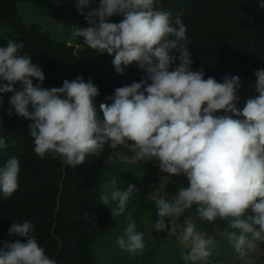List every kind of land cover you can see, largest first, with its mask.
<instances>
[{"label": "clouds", "instance_id": "9594fccd", "mask_svg": "<svg viewBox=\"0 0 264 264\" xmlns=\"http://www.w3.org/2000/svg\"><path fill=\"white\" fill-rule=\"evenodd\" d=\"M93 2L76 0L77 11L90 26H76L74 35L98 53L114 55L117 73L123 74L135 62L146 75L117 87L106 98L111 103H101L98 111L94 101L100 92L91 79L85 82L77 76L65 79L62 87L44 88L41 66L19 54L23 42L9 40L0 47V93H12L9 116L15 112L32 121L28 131L40 158L51 155L75 168L87 155L99 156L109 144L128 148L137 160L157 161L165 184L171 176L184 175L187 187L181 186L171 200L155 199L154 228L166 231L168 237L180 233L178 239L187 249L180 253L185 264H206L216 247L215 237L198 231L189 218L179 222L196 205L202 220H227L230 230L218 234L243 264H253L245 257L257 248V241L264 242V68L254 73L257 95L240 109L238 75H226L218 82L211 76L205 79L203 68L192 70L187 29L179 15L173 25L171 12L158 0H99L91 8ZM259 6L264 8V0ZM116 15L122 19L112 22ZM33 78L40 83L34 84ZM221 110L224 114L218 115ZM6 147L0 137V149ZM19 172L20 162L14 156L0 167V192L5 198L18 189ZM137 191L133 184L121 190L113 178L100 199L106 206L115 202L109 207L115 218L125 213ZM34 230L30 221L12 223L9 235L24 240L4 241L0 264H57L38 244ZM117 243L133 255L146 247L144 233L137 231L130 215Z\"/></svg>", "mask_w": 264, "mask_h": 264}, {"label": "trees", "instance_id": "16d2710c", "mask_svg": "<svg viewBox=\"0 0 264 264\" xmlns=\"http://www.w3.org/2000/svg\"><path fill=\"white\" fill-rule=\"evenodd\" d=\"M22 1L27 0H0V47H6L9 40L23 42L24 48L19 54L29 55L33 63L41 66L45 73L42 87H62L65 79L72 81L77 76H82L85 82L91 79L99 88L100 94L94 101L99 111L101 103H111L106 98L113 95L117 87L139 82L146 75L135 62L125 68L123 74L117 73L112 63L114 55L55 39L40 23H27L18 6ZM260 2L158 0L164 10L171 12L173 25L177 15L186 25L192 70L203 68L205 79L211 76L218 82H223L226 75H238L240 88L256 79L257 69L264 68V8L259 6ZM74 18L84 25L88 22L78 11ZM179 63L177 60L176 64ZM174 67L175 64L171 66ZM33 83L40 82L33 78ZM15 87L19 89V83ZM11 95L10 92L0 93L3 101L0 137L5 138L7 144L0 149V167L14 156L20 162V172L18 189L7 198L0 192V248L4 241L24 240L9 235L12 223L30 221L35 225L32 235L57 264H102L94 246L109 233L113 220L100 197L111 179H117V160L132 152L124 146L111 148L105 144L99 156L89 154L85 162L75 168L51 155L40 158L28 131L32 121L15 112L8 114ZM217 114L224 113L221 110ZM100 115L102 118V113ZM146 175L155 185L162 176L153 168H149ZM196 208L193 205L182 218L192 220L198 216ZM86 213L88 219H85ZM260 247L264 252V242ZM117 264L148 263L124 261Z\"/></svg>", "mask_w": 264, "mask_h": 264}, {"label": "rangeland", "instance_id": "374dc122", "mask_svg": "<svg viewBox=\"0 0 264 264\" xmlns=\"http://www.w3.org/2000/svg\"><path fill=\"white\" fill-rule=\"evenodd\" d=\"M98 4L99 0H94L90 7L95 8ZM18 6L27 23L38 22L44 29H49L55 39L67 41L68 43H73L79 37L74 35L76 26L81 28L90 26L88 22L84 25L74 18L77 11L76 0H27L20 2ZM110 19L112 22H119L122 17L116 15ZM78 45L87 46L82 37H80ZM255 80L238 89L240 97L237 102L238 108L242 109L248 98L257 95L254 88ZM228 115L232 114L228 113ZM117 161L118 165L115 170L117 173V187L124 190L129 184H133L138 188V191L133 194L124 214L115 218L112 216L113 226L111 230L94 246L98 261L102 264H117L124 261H137L148 264H185V261L180 257V253L187 251V249L183 247L178 239L180 233L168 237L166 231H157L154 224L158 219L155 199L163 196L171 200L181 186L187 187L189 185L187 178L184 175H174L170 177L169 183L165 184L160 180L155 185L152 183V178L146 175V171L153 168L158 174L165 175L161 173L157 161L144 162L137 160L133 153L129 156H120ZM105 207L111 212L110 208L115 207V202L110 201L109 205H105ZM129 215L136 222L137 231L144 233L146 244L143 252L135 255L122 250L117 243V239L124 234ZM183 221L184 218L181 215L179 222L183 224ZM192 221L198 231L207 232L216 239V247L206 264H243L228 240L218 234L221 231L230 230L227 229V220L217 218L214 222H209L196 216ZM261 242L257 241V248L245 257V259L251 260L253 264H264V252L260 247ZM200 264H205V262H200Z\"/></svg>", "mask_w": 264, "mask_h": 264}, {"label": "water", "instance_id": "95a60500", "mask_svg": "<svg viewBox=\"0 0 264 264\" xmlns=\"http://www.w3.org/2000/svg\"><path fill=\"white\" fill-rule=\"evenodd\" d=\"M79 40H80V37H78L72 44L78 46Z\"/></svg>", "mask_w": 264, "mask_h": 264}]
</instances>
